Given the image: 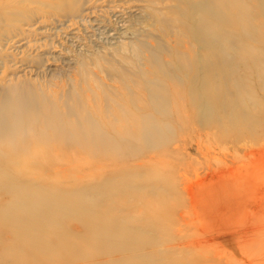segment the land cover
<instances>
[{
  "label": "rangeland",
  "instance_id": "rangeland-1",
  "mask_svg": "<svg viewBox=\"0 0 264 264\" xmlns=\"http://www.w3.org/2000/svg\"><path fill=\"white\" fill-rule=\"evenodd\" d=\"M234 1L0 0V134L17 102L31 132L53 112L76 125L23 185L94 217L71 228L87 264H264V0ZM16 131L9 149L32 147Z\"/></svg>",
  "mask_w": 264,
  "mask_h": 264
},
{
  "label": "bare ground",
  "instance_id": "bare-ground-1",
  "mask_svg": "<svg viewBox=\"0 0 264 264\" xmlns=\"http://www.w3.org/2000/svg\"><path fill=\"white\" fill-rule=\"evenodd\" d=\"M5 1L6 0H4V2ZM15 2H14V5H15ZM234 2H236V0ZM234 2H232L233 8L235 7L239 9L240 12L242 11L241 13H243L244 11L241 10L243 8L241 7L239 8L240 5L238 6L239 3L236 5V3ZM63 4H65V2ZM59 5L65 7V5L61 4V2ZM0 6H2V4ZM64 12H65V9H64ZM67 13L69 12L67 11ZM244 23L245 22H243V24ZM251 24L252 23H250V25ZM247 25L249 26V24ZM229 27L230 25L227 26V30ZM235 28L237 29V27ZM218 31H215V33ZM45 32H48V31L45 30ZM216 36L219 37V35H216ZM212 55H214V53ZM217 102L221 103L219 100H217ZM27 110H31L33 115L38 116L37 108L31 107L30 109H27L21 102H17L14 108V111H13V116L10 121L12 126L15 128L14 131L11 132L7 136L0 134L1 135L0 136V144H1L0 145V172H1L0 173V184L2 183L9 184L7 191H11L18 198V200L24 201L27 204V208L25 211H16L12 208H9L7 206H3L2 204H0V264H2L4 262L3 259H6V258L9 259L12 262V264H52V263L87 264V260L92 257L91 252L88 249L89 240H87L85 236L72 235L71 228L78 227L80 230L82 228L81 230L82 234L83 232L88 233L90 230L87 229V226H89L90 223H92L95 220L94 217L84 213L83 210L79 208L78 204L72 202L70 200L69 194L62 196L59 193L55 192L53 189L50 190L49 192H39L37 191V189L29 188L26 185H23L24 179L27 178L26 176L27 169L34 167L37 164V161H38L37 159H40L42 163L50 162L52 160V158H50V153H54L57 150L58 151L61 150L63 148L62 141L65 143V141L62 140V138L65 137L62 135V131L64 130L66 132L65 129H71V130L76 131V125L70 124L68 126H64V125L62 126L61 124H59L60 121L58 122L57 120L58 118H56V115L53 112L52 114L48 116L46 121H44L43 123L44 125H42V127H40L41 126L40 125L38 126L40 127L38 130L35 129L33 132H31L32 131V128L30 125L31 122H29L30 120L28 121V118L26 116ZM1 120L3 121V119ZM1 122H0V125H1ZM39 123L41 124V122ZM20 128L26 129L27 132H24V133H27V134L30 132L33 133L31 135L32 137L30 136L31 137L30 140L32 142L31 145L34 148L18 146V143H17V146H18L17 149L15 150H10L11 148L9 149V146H11L15 141L21 142L22 138H20L18 135L19 131L18 132L16 131L17 129L20 130ZM69 133L70 132L68 131V134ZM92 134L91 136H93ZM91 136L89 137L88 135H83V134L82 135L78 134V136L73 135V137H75V140H77L76 146L80 150V152L82 153V151H84V153L87 152L89 153L90 156L91 155L93 156V154H95L96 152L95 149L87 145L85 142V138L89 137L91 139ZM71 140L73 142L74 139L71 138ZM93 157H95V155ZM6 169H9V170H6ZM123 190H125L128 194H131L132 187H130L127 183L123 181L118 182L112 185V189L109 191V197H111L114 202H117L119 201V198H120L119 194ZM22 216L23 218L21 219ZM123 234L124 233H122V235ZM126 236H129V234L126 233ZM99 237H101L100 240H102V238H109L108 236L105 235V233L99 234Z\"/></svg>",
  "mask_w": 264,
  "mask_h": 264
}]
</instances>
